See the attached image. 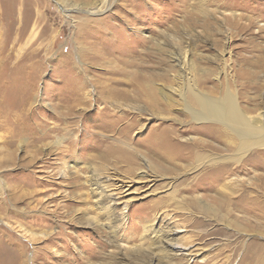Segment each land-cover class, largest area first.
Instances as JSON below:
<instances>
[{
  "label": "rangeland",
  "instance_id": "1",
  "mask_svg": "<svg viewBox=\"0 0 264 264\" xmlns=\"http://www.w3.org/2000/svg\"><path fill=\"white\" fill-rule=\"evenodd\" d=\"M64 1L0 0V264H264V228L246 198V192H264L255 186L264 172L263 150L220 164L227 190L213 187L212 167L181 166L173 184L171 178H140L146 166L138 152L153 161L144 143L157 126H174L182 144L232 152L228 140L210 131L218 127L214 122H195L176 103L169 108L159 89V106L148 108L136 85L143 75H155L158 88L177 85L174 75L183 82L196 75L200 90L219 96L230 89L249 113L264 114V0ZM84 19L90 27H82ZM185 51L187 68L173 60ZM76 74L84 84L80 96L70 86L80 82ZM81 96L84 101L73 100ZM156 112L169 119L152 118ZM69 164L77 169L63 176ZM110 169L138 181L140 197L118 229L89 184ZM206 171L209 177H203ZM214 191L233 198L215 202L209 197ZM201 193L208 204L199 205L210 211L192 204ZM169 222L179 227L181 243L194 258L177 255L163 242L166 234L175 237L167 232Z\"/></svg>",
  "mask_w": 264,
  "mask_h": 264
},
{
  "label": "bare ground",
  "instance_id": "2",
  "mask_svg": "<svg viewBox=\"0 0 264 264\" xmlns=\"http://www.w3.org/2000/svg\"><path fill=\"white\" fill-rule=\"evenodd\" d=\"M55 1H57L58 3H60V2L65 3L64 0H55ZM102 5H103V2H102ZM102 5H100V4L97 5V9H100V6H102ZM92 12H93V10H92ZM207 20L208 19H202V22L206 27H208V21ZM89 24L90 23H88V20L84 19L82 22V27H85V25L90 27ZM89 30H90V28H89ZM0 33H1V31H0ZM83 34H85V33H83ZM168 44H169V42H168ZM98 45H100V44H98ZM157 45L159 46V48ZM155 46L160 51L165 50V49H163L164 45L161 42H156ZM140 51H142V50H140ZM138 53H139V51H138ZM147 54H149V53L148 52L145 53V56ZM173 60L179 61L180 63L182 61L185 64L184 67L187 68L188 63H187L186 51L183 52L182 54L179 53V54L175 55ZM68 69L71 70V68H69V66H68ZM171 69H173V66H171ZM188 69L191 70L190 67H188ZM79 70L81 72H83V70L81 68ZM80 71H79V73H80ZM204 72L206 74L211 73L208 70H204ZM152 76L153 75H151L150 76L151 78H149L148 76L143 75L142 78H139L136 81L137 88L139 89V91L143 92L144 97L146 98V99H144L145 100L144 104H146L148 106V108L152 107L153 110H156V107L159 106L161 101H159V99L157 98V96L155 94L157 89H159L158 91L162 94V97L166 100V103L168 104L169 108L173 107L174 104L176 103L180 107H182V109L184 110V114L186 116L191 117L193 120H195V122H214L218 127L217 128H215L216 126L212 127L210 131L217 138H219L221 140L223 139V142L225 140H228L229 144H225V147H226L227 151H230L232 153L225 154V155L214 153V152H212L213 148H211L210 146H208L206 144H197V143L182 144L178 141L177 129H175L174 126H169V127L163 128L161 130L158 129V126H157V128L153 131V133L148 137V139L144 143V145H145L144 148H146L150 153H152V156L154 157L153 161L151 160V158H147V156L144 155L145 152H144V154L141 153L140 151L138 152V155L142 157V160L144 162V166H146V169L145 168L142 170L140 169L141 170V172H139V174L141 175L140 178L141 177L145 178V179H147L148 182H156L159 180L160 177L166 178V179L171 178L170 183L173 184L174 180L177 179L179 172L182 170L181 166L183 167V169L188 167V166H190L191 169L194 167L193 170H197V168H205L204 170H206L207 168L212 167L214 169L212 173H213V176L215 177V179H214L215 182H214V184H212L213 187H215L217 185H221L222 188L224 189L225 187L228 188L229 185H227L226 183L221 184V182L223 181L222 180L223 178L220 176L222 174V171L218 169L221 166L220 164L224 163V161H229V162L234 161L236 163H239L241 158H243L246 154L253 152L254 150L255 151L263 150L262 154L264 156V114L261 111L256 115L251 114L246 110L247 108L244 109L243 107H241L240 103H239V98H238V95L236 92L234 93L230 89H228V90L223 89V91H220V93H219L221 95L213 96V95L209 94L208 92L200 90V88L198 87V85H199L198 82L200 81V79L198 80L196 75L191 76L190 82H187V81L183 82L181 80H178V76L174 75L175 79L178 81L177 85H174V86L165 85L163 87L158 88L157 85H159V83H158V81L154 80L156 76L154 75V79H152ZM76 77L78 78V80L80 82L73 83L70 86H72L73 93L76 92L80 96V95H83L81 93V91L84 89L83 88L84 84L81 82L83 80L81 79L79 74H76ZM84 82L88 83L90 85H93L91 83L89 77H86ZM100 85L101 84H99L98 88H102V89L107 90L106 86L104 87V86H100ZM99 90H101V89H99ZM124 91H126V90H124ZM93 93H94V89H90V91H88V95H90V96H92ZM120 94H122V93H119L118 95H120ZM105 95H107V93ZM107 96L111 97V96H113V94H108ZM177 96H178V98H176ZM101 99H103V98H101ZM73 100L74 101H80V102L84 101L82 96H81V99H80V97H76V99L74 98ZM103 102H104V100H103ZM112 102H114V100H112ZM257 108L261 109L260 106H258ZM133 109H137L139 112L143 111L140 107H138V108L134 107ZM152 115H153L152 118H157V115H158L159 120L160 119H164V120L169 119L168 115L164 116V114L158 113V112H156V114L154 113ZM122 116L123 115H121V117ZM117 122H118V119L115 118V120H113V123L111 124L112 130H114V129L117 130ZM104 139H105V137H104ZM121 139L122 138H120L117 141L120 142ZM62 142H63V138L62 139L60 138L55 143L57 145H60ZM121 143L124 144L128 149L129 148L134 149L133 144L128 143L126 140H122ZM117 145H119V144H117ZM134 150L136 151V148ZM117 151H122L123 157L128 158V156L126 155V153H127L126 149L124 152L123 148L118 146ZM100 154H102L101 151H100ZM107 155L109 156V154H107ZM76 164H71V165L69 164L67 166L68 168H65L61 171L62 172L61 174L63 176H66V177H67V175H71L72 172H74L75 169H77L75 167ZM81 165H82V162H81ZM96 166H98V164ZM260 166L264 170V157L262 158ZM250 167L255 168L256 165L252 164V165H250ZM222 168H223V166H222ZM191 169L189 168L190 171H191ZM111 170L112 169H110V171ZM128 170H130V169H128ZM223 170H225V169H223ZM102 174L97 175V178H95V180H94V178H92L91 183H89L91 185V189H92L91 192L96 197L94 199V201L97 203L98 202L101 203V208L103 210L102 212L103 213L108 212L109 216H111L113 219L115 218V220L117 222L116 225L117 224L118 225L117 226L112 225L111 227H116L118 229V227L120 228L122 226V224L128 220L127 210L129 208L130 204L132 203V201L137 199L138 197H140L134 188V186L137 184L138 181L131 178L130 176L119 175L117 173H114L113 171H111V172L107 171L104 175H102ZM202 175H203V177H209L210 176L209 172H207V171L205 173H203ZM263 175H264V172H262L260 174V176L258 178V183L255 184V186H258V189L264 188V176ZM196 177L199 178L200 175L198 174V175H196ZM196 177H194V178H196ZM190 187H191V185H190ZM211 188H212V186L204 187V189L205 190L207 189L208 191H210ZM227 188H225V190H227ZM212 189H214V188H212ZM186 190H188V186H187ZM193 190H194V187L189 189L188 192H192ZM135 194H138V195H135ZM170 194L173 195L172 198L175 200L176 205L177 204L182 205V203H180L181 201L176 198V194L174 191H172ZM250 194H251L250 192H248V193L246 192V195H247L246 198H248L251 201V203L254 204L253 213L258 215L257 217H259V220L262 221V222L260 221L259 224L262 225V227L264 228V225H263L264 224V207L260 206L261 202L264 203V192H263V190H261L259 192L257 191V195L253 196L251 194L253 196V198ZM205 196H207V195H205ZM205 196H202V193H201V194H197V196L191 198V200L193 202L192 204L194 206H196V208H198L199 211H206V210L210 211L211 210V207H203V206L199 205V202L208 204L204 200ZM209 197H210V199L214 200L215 202H218L221 204L226 203L227 201H230L233 198L232 196H230L229 200H227V196H225L224 194H222L220 192H215L214 195H210ZM243 197H244V195H243ZM196 199L198 200L197 202H196ZM259 199H260V201H258ZM120 200H123V201H120ZM156 214H158V213H156ZM219 214L221 215V213H219ZM106 216H108V214ZM167 217H168V215H167ZM91 221H94V220L91 219ZM92 224H94V223H92V222L89 223V225H91V226H92ZM168 226L169 227H167L168 228L167 232L169 233V231H171V233H169V234L170 235L173 234V235H175V237L167 238V234H166L165 236H163V237H166L165 239H163V242L166 243L170 248H172V250H174L177 255L184 257V258H187V260L194 258L195 256L192 253V250H190V247L181 243L183 235L180 234L181 230L179 229V227L172 225L171 222L168 223ZM257 227H259V226L257 225ZM253 229H255V228H253ZM253 229H252V231H253ZM111 230H113V229H111ZM244 230H247V229L245 228Z\"/></svg>",
  "mask_w": 264,
  "mask_h": 264
}]
</instances>
